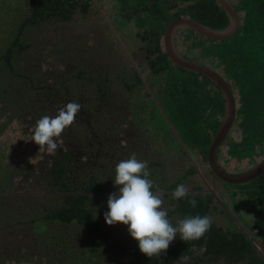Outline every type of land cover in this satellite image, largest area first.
<instances>
[{
	"label": "trees",
	"instance_id": "trees-1",
	"mask_svg": "<svg viewBox=\"0 0 264 264\" xmlns=\"http://www.w3.org/2000/svg\"><path fill=\"white\" fill-rule=\"evenodd\" d=\"M95 1L108 16L114 28L134 31L135 37L143 41V49L148 52L146 57L150 69L149 76L152 79L148 86L155 90L159 102L157 107L155 101L146 93L153 106L149 113L153 115L154 108L158 113L162 109L160 116L174 136L175 149L182 151V156H186L176 137L178 135L188 150L201 152L208 157L211 143L224 118L225 99L219 86L207 76L185 69L170 60L164 48V35L168 24L182 17H189L213 29L225 28L229 24L225 10L216 0ZM230 1L240 19V27L231 38L211 39L184 28L177 32L175 42L178 51L186 58L210 67L230 86L234 96L236 117L233 128L225 137L217 155L221 153V157L227 160L225 164L243 162L247 167H252L264 157V0ZM91 17L96 18L95 25L100 27L102 32L106 29L109 35L105 40L104 35L103 39H99L100 46L97 48L87 49L81 44L85 40L82 41V33L79 31L83 29L84 20ZM2 23L7 25L2 26ZM30 27L38 30L32 32L34 35L46 31L54 32L55 36L37 43L35 51L31 52L32 45L27 43L29 41L27 29ZM107 44L114 47L116 59L101 54ZM34 52L40 53V56L36 57L33 55ZM93 52L102 57L92 58ZM14 55H17V59H14ZM123 55L124 52L99 13L94 0H0V136L8 129L10 123L15 122V118L25 121L26 111L32 114L29 109L32 103L35 105L42 103L37 101L35 89L39 87L37 79L40 76L37 77L36 72H33V63L44 70L56 71L63 85L76 88L75 93H79L84 85H89L88 82L95 79V73L86 75L87 65L97 68L99 64H104L108 69L110 67L113 69L123 64V68H126L127 62L120 61ZM23 56L26 59H23ZM23 62L28 65L31 73L21 69L20 63ZM68 62L72 65L70 70L67 69ZM61 66L63 73L59 72ZM122 74L114 73L111 78L106 76L104 82L97 83L99 90L111 89L115 83L120 84V80L126 85L129 73L122 70ZM132 77L136 81L135 86H138L141 79L134 69L130 78ZM36 114L37 117L42 115L40 111ZM5 145L7 144L0 143V193L3 194L12 188L9 179L22 173L26 176V169L29 168L28 164L17 163L10 153H6ZM188 171L189 174L194 173L192 167ZM235 188L239 189V195L242 197L240 205L251 217L247 218L250 229L264 240V172ZM28 194L26 190L23 197ZM93 196L97 197L94 193L61 196L57 209L50 208V202H41L37 196L38 212L30 213L29 217L23 219L25 224L36 222L40 224L49 220L65 224L71 219L73 223H79L81 228L84 226L83 221L90 222V217L94 213V208L89 203ZM161 198L163 200L162 195ZM65 199L68 200L67 204ZM195 199H199L202 205H197L199 201H196L195 207L188 204V215L207 216L210 211L209 204L201 197ZM11 212L17 215H13L14 217H20L15 210ZM28 219L30 220L27 222ZM7 223L5 218L1 225ZM224 226L219 228L211 223L210 229L198 239L199 244L206 242V246L216 249L213 251L218 254L216 258L218 264L226 259L224 254L221 255L223 250H230L227 256L229 264H264L261 254L254 247L253 240L246 239L244 233L233 227ZM98 235L99 233L92 235L86 229V233H82L79 241L72 243V250L68 254L64 250L50 251L49 254L44 252L31 254L33 250H28L23 253L24 255L10 254L7 259L4 254L0 255V264L23 262L63 264L62 260L58 259L60 254L66 257L65 264H70L71 257L76 259L71 264H81L82 250L93 257V252L98 250L94 241H99V247L102 246ZM112 236L114 237V234L109 232L108 238ZM196 241L191 240L187 243L192 245ZM104 242L107 245V241ZM132 256H135L131 259L132 264H167L161 259L145 256L140 252L139 246L136 255L134 252ZM85 264L104 263L98 257Z\"/></svg>",
	"mask_w": 264,
	"mask_h": 264
},
{
	"label": "flooded vegetation",
	"instance_id": "flooded-vegetation-1",
	"mask_svg": "<svg viewBox=\"0 0 264 264\" xmlns=\"http://www.w3.org/2000/svg\"><path fill=\"white\" fill-rule=\"evenodd\" d=\"M99 13L103 16L113 36L116 38L113 30L118 36L116 41L124 52L120 61L121 63L122 61L127 62L126 68H123V64L121 67L116 66L113 69L111 67L108 69L104 64H99L97 68L87 65L86 75L95 73V79L88 82L89 85H84L81 92L75 93L76 88L61 83L56 71L44 70L33 63L37 77L40 76L37 79L39 87L35 89L37 101L42 103L40 105L32 103L29 108L32 114L26 111L25 121H21L22 124H26L23 125L25 129H29L27 131L31 133L30 138L32 139L34 134L36 122L42 116H55L69 102L79 103L81 111L77 114L74 123L65 129L61 137L56 138L58 149L55 155L45 153L43 160L37 166L29 165V168L26 169V176L22 173L20 176L9 179V183H12L9 192L0 193V203L6 209L15 210L20 214V217H14L17 216L15 214L6 217L8 223L0 225V255L4 254L7 259L10 254L24 255L23 253L28 250H33L30 252L31 254L36 252L49 254L54 250H64L68 254L72 250V243L74 241L77 243L82 237V233H86L87 229L92 235L99 233L97 237L100 236L102 246L99 247V241L93 240L94 243H97L98 250L93 252V257L88 256L82 250L80 257L83 263L81 264L94 261L98 257L104 264H132L131 259L135 258L132 255L134 252L136 255L138 242L130 236L128 226L123 224L107 225L104 214L108 211V197L113 193L119 194L118 186L114 184L117 163L135 155L138 160L148 162L149 159V178L153 180L155 188L152 191L159 192L163 196V207L167 209L168 218L173 226L177 225L178 220L190 217L188 202L201 197L209 204L210 211L207 216L211 223L219 228L224 225V227L230 226L244 233L246 239L255 242L254 247L264 261V240L250 229L249 220L246 218L248 213L244 212L243 206L240 205L242 197L239 195V189L235 188L239 184L226 183L217 175L216 171L208 165L209 152L206 157L201 152L188 150L176 133L186 156L179 157V161L167 165L165 158L157 153L158 150H155L157 145L154 139L150 138V132H148V136L146 135L145 125L141 121V112L145 111L144 106H152L146 93L159 107L155 90L148 86V83L152 82L146 57L148 52L143 49L144 43L135 37L134 31L126 30L128 34L124 35L120 28H114L102 9L101 11L99 9ZM6 25L7 23H2V26ZM33 29L34 27L27 29L29 34L27 43L36 46L38 41L33 38L38 36V33L36 35L33 33L38 30ZM103 35L105 39L108 37L109 33L106 29H104ZM39 41L42 42L45 39ZM113 50L115 51L114 47L107 44L101 54L116 59V53ZM92 55L94 59L102 57L98 53ZM118 57L119 55L117 59ZM22 58L26 59L25 56ZM71 68L72 65L68 62L67 69ZM62 69L61 66L60 73H63ZM133 69L141 79L138 86H135L136 81L133 80V77L130 78ZM122 70L129 73L126 85L120 80V84L115 83L111 89L99 90L97 85L99 81L104 82L106 76L111 78L114 73L123 75ZM37 111H40L42 115L37 117ZM28 115L29 117H26ZM168 122L172 127L169 120ZM138 133L143 135L145 146L138 147L134 144L133 137L141 138ZM35 147L40 149L37 144ZM122 148L126 150L122 151ZM222 158L221 153L217 155L219 168L223 172L240 175L245 171V169L231 171L221 160ZM174 165H179L182 169L180 173L183 175L179 178L174 177ZM191 167L194 169V173L189 174L188 169ZM180 184L186 185L189 191L186 197L176 200L172 193ZM158 185L161 187L156 188L155 186ZM68 189L71 191L69 192ZM92 189L96 191L93 192ZM26 190L29 194L23 197ZM73 193H94L97 196L89 199L94 213L90 217V222L83 221L84 226L81 228L79 223H73L71 219H68L65 224L57 223L55 220L44 221L40 224L37 222L25 224L23 218L29 217L30 213L38 212L37 196L41 202H50V208L57 209L61 202V196L66 197ZM168 200H171L169 208L166 204ZM67 201L65 199L66 204ZM195 201H199L197 205H202L199 199H195ZM101 212L103 215L100 214ZM234 217L238 218L237 222ZM109 232H112L114 237L108 238ZM104 241H107V245ZM187 242L183 241L178 233L165 252L153 257L161 259L167 264H218L216 259L218 254L213 251L216 249L206 246V242L199 244L198 240L192 245ZM136 244L137 246H135ZM224 251L226 252L224 253ZM229 253L230 250L221 252V255L224 254L226 259L219 264H229L227 262ZM75 261L76 259L71 257L70 264ZM23 263L26 264V262Z\"/></svg>",
	"mask_w": 264,
	"mask_h": 264
},
{
	"label": "clouds",
	"instance_id": "clouds-1",
	"mask_svg": "<svg viewBox=\"0 0 264 264\" xmlns=\"http://www.w3.org/2000/svg\"><path fill=\"white\" fill-rule=\"evenodd\" d=\"M80 111L79 103L69 102L55 116H42L34 126L32 141L40 146V151L46 150L55 155L58 149L56 138L61 137L65 129L74 123ZM149 177L148 162L138 160L135 155L117 163L114 184L118 186L119 194L113 193L107 199L108 211L104 214L106 224L128 226L130 236L138 242L140 252L147 257L165 252L178 233L183 241L202 238L211 227L210 218L206 215L185 217L173 226L168 219L167 209L163 207L161 195L152 191L154 182ZM188 191L186 185L180 184L172 193L173 198L182 199L188 195ZM189 204L195 207V199L190 200Z\"/></svg>",
	"mask_w": 264,
	"mask_h": 264
},
{
	"label": "rangeland",
	"instance_id": "rangeland-1",
	"mask_svg": "<svg viewBox=\"0 0 264 264\" xmlns=\"http://www.w3.org/2000/svg\"><path fill=\"white\" fill-rule=\"evenodd\" d=\"M95 24H97L96 18L94 17L87 18L84 20L82 24L83 29L79 31L82 33V41L85 40L84 42L81 41L82 42L81 44L83 45V47L87 49L89 47L97 48L98 46H100L99 39L100 38L103 39L102 29L96 26ZM121 32L124 35L128 34L125 28L123 29L121 28ZM53 36H55L54 32L50 33V32L44 31L43 33L34 37L33 39L38 41L37 43H40L39 40H44L48 37H53ZM104 40H105V37H104ZM132 43H135V42H132ZM35 47L36 46H32L31 52L35 51ZM33 55H36V57H39L40 53L34 52ZM14 59H17V55H14ZM20 65H21V69L27 70L29 73L32 72L29 70L28 65L25 62L20 63ZM33 72H35V70H33ZM152 108L153 106L145 105L144 106L145 111L141 112L142 114L141 121L145 125L146 135L148 136V132H150L149 133L150 138L154 139L155 144L157 145V147L155 146V150H158L157 153L161 157L165 158L164 160L167 165L172 164L174 161L175 162L179 161L178 160L179 157H182V151L175 149L176 142L174 140V136L170 133L168 126L165 124V122L160 116L162 111L159 110V113H158V111L155 110L154 108L153 115H151L149 111H151ZM23 125H26V124H22L20 120L15 118V122L10 123V126L8 127V129L0 136V143L7 144L5 145L7 146V149H5V152L10 153L15 158L17 163L28 164V165L33 164L32 166H37L38 163H40L43 160L44 154L45 153L48 154V152L46 150L40 151V149H36L35 147L36 143L32 141V139L30 138L31 133L27 131L29 129L27 128L25 129V126ZM165 125L167 126V128H165ZM138 134L141 136V138L133 137L134 144L138 147L145 146L143 135L141 133H138ZM123 150H126V149L122 148V151ZM222 161L227 162V160H225L224 158H222ZM148 163H149V159H148ZM174 166H175V169H174L175 176L174 177L176 178L181 177L183 175V173H180L182 171L181 167L179 165H174ZM226 166L229 167L231 171H235V172L241 171L247 168L246 163H243V162L232 163V164L227 163ZM28 182L26 183L27 186H28ZM170 203H171V200H168L166 202L168 208L170 207ZM100 214L103 215V212H101ZM11 216H13V213L9 209H6L0 203V225L3 223L6 217H11ZM246 218H251V217L249 214H247ZM58 259L62 260L63 264H65L64 254H60L58 256ZM22 264H25V263H22Z\"/></svg>",
	"mask_w": 264,
	"mask_h": 264
},
{
	"label": "water",
	"instance_id": "water-1",
	"mask_svg": "<svg viewBox=\"0 0 264 264\" xmlns=\"http://www.w3.org/2000/svg\"><path fill=\"white\" fill-rule=\"evenodd\" d=\"M216 1L221 5V7L225 10L226 14L228 15L229 24L225 28L213 29L189 17H182L168 24L164 35V48L170 60H172L175 64L185 69H189L196 73L205 75L210 80H212L217 86H219L225 99V114L219 131L217 132L211 143L208 165L216 171L217 175L224 182L230 184H240L248 182L260 175L262 172H264V157L255 166L251 167L248 170H245L240 175L236 176L231 175L229 173H225L222 171L221 168H219L217 154L222 147L225 137L230 133L231 129L233 128L236 117V107L234 103L233 93L230 89V86L227 84L226 80L221 75L216 73L210 67L201 64L200 62L186 58L182 53L178 51L175 42L177 32L184 28L194 30L208 38L217 40L228 39L235 35L240 27V19L238 12L236 11L235 7L233 6L230 0ZM94 2L97 5L98 9H100L101 11L99 4H97L95 0ZM113 33L116 38H118L114 30ZM153 98L155 99L154 96ZM234 219L235 222H237L238 218L234 217Z\"/></svg>",
	"mask_w": 264,
	"mask_h": 264
}]
</instances>
